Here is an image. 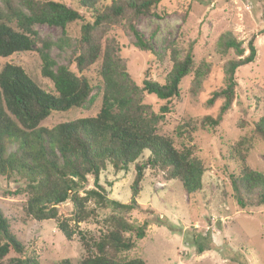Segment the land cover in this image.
I'll return each instance as SVG.
<instances>
[{
  "label": "trees",
  "instance_id": "trees-1",
  "mask_svg": "<svg viewBox=\"0 0 264 264\" xmlns=\"http://www.w3.org/2000/svg\"><path fill=\"white\" fill-rule=\"evenodd\" d=\"M103 1L78 0V9H72L63 0H0V58L37 52L42 76L52 81L55 89L54 94L43 90L20 66L0 64V177L6 182L24 183L4 194H27V216L38 222L56 220L68 241L80 237L85 255L78 264H147L141 259L121 257L136 248L150 225L149 221L135 225L126 217L139 209L137 199L148 169L165 172L167 180L180 182L189 196L202 190L206 173L203 161L191 147L177 149L174 141L159 130L170 112L168 105L181 96L183 80L194 74L193 85L198 89L210 69L206 64L194 68L193 47L180 50L171 46L173 66L165 84L147 78L139 87L127 70L121 46L108 36L114 27H123L134 37L136 48L162 59L151 42L155 34L145 39L136 22L152 14L163 0H109L99 8ZM85 15L90 19L86 20ZM77 22L84 23L80 38L75 40L68 35L67 27ZM42 25L61 28L62 36L56 41L42 38L36 29ZM54 48L61 53L72 51L68 65H59L53 58ZM217 48L223 55L234 51L239 59L227 62L225 86L207 102L212 106L224 99L220 115L203 120L206 130L221 123L236 99L238 70L254 63L257 57L254 39L249 41L245 57L243 41L231 32L220 37ZM96 66L99 68L94 77L91 72ZM146 94L167 105L160 113L154 112L143 102ZM99 98L101 108L95 116L52 129L42 127L52 115L90 109ZM186 128L196 131L192 125ZM253 134L264 141V117L253 123ZM144 153L149 156L141 161ZM238 155L239 172L230 175L237 205L243 210L264 207V173L250 166L247 155L240 151ZM109 166L116 173H128L134 166L129 204L106 196L100 178ZM89 178L94 188L88 190ZM91 202L94 208H90ZM67 203L73 206L71 217L60 219L59 210ZM106 210L111 211L103 220L107 233L96 238L80 231V223ZM0 264H41L36 256L27 255L1 209ZM58 264L73 263L63 260Z\"/></svg>",
  "mask_w": 264,
  "mask_h": 264
},
{
  "label": "rangeland",
  "instance_id": "rangeland-1",
  "mask_svg": "<svg viewBox=\"0 0 264 264\" xmlns=\"http://www.w3.org/2000/svg\"><path fill=\"white\" fill-rule=\"evenodd\" d=\"M63 2L78 9V0ZM108 3L109 0H104L99 8ZM85 19L89 20L90 15H85ZM83 23L69 25L68 35L79 39ZM136 27L145 39L155 34L151 42L162 59L136 48L134 37L123 27H114L108 37L121 46L127 70L139 87L147 78L165 84L173 66L171 46L180 50L193 47L194 68L206 64L210 69L198 89L193 85L194 74L183 80L181 96L168 105L170 112L159 130L174 141L177 149L193 148L194 155L203 161L206 173L202 190L189 196L180 182L167 180L165 172L148 169L137 199L139 209L126 218L135 225L141 226L146 221L150 225L136 248L121 257L141 259L147 264H264V207L241 209L230 180V175L240 169L238 151L247 155L252 168L264 173V141L253 134V123L264 117V0H163L152 14L140 17ZM36 29L45 39L56 41L62 36L61 28L42 25ZM227 32L243 41L245 57L249 54L248 43L254 39L257 57L254 63L238 70L236 99L221 123L206 130L203 120L207 116L217 118L224 99L212 106L207 102L215 91L225 86L227 62L239 59L234 51L226 55L218 52L217 43ZM71 54L72 51L61 53L57 48L52 51L59 65H68ZM0 64L1 67L20 66L39 87L55 93L53 82L42 76V61L37 52L0 58ZM98 68L91 72L94 77ZM143 102L156 113L167 105L166 101L148 94ZM100 108L101 98L90 109L52 115L42 127L52 129L61 123L92 117ZM186 125L194 126L196 131L189 132ZM148 156L144 153L141 161ZM135 174L134 166L128 173H116L109 166L102 173L100 184L109 199L129 204ZM17 186L24 183L6 182L0 177V209L9 219L14 235L25 246L27 255L36 256L41 264H58L63 260L78 264L85 255L80 237L76 235L68 241L56 220L38 222L27 216V194H4ZM93 188V179L89 178L87 189ZM90 208H94L93 202ZM72 209L71 203L64 204L59 218L71 217ZM110 214L111 211L106 210L97 218L80 223V231L100 238L107 233L103 220ZM69 224L74 226L75 223L70 221Z\"/></svg>",
  "mask_w": 264,
  "mask_h": 264
}]
</instances>
